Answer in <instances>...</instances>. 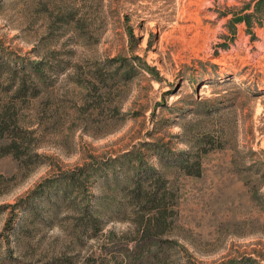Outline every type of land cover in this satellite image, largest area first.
Returning a JSON list of instances; mask_svg holds the SVG:
<instances>
[{
  "label": "rangeland",
  "instance_id": "rangeland-1",
  "mask_svg": "<svg viewBox=\"0 0 264 264\" xmlns=\"http://www.w3.org/2000/svg\"><path fill=\"white\" fill-rule=\"evenodd\" d=\"M254 1L0 0V264H264Z\"/></svg>",
  "mask_w": 264,
  "mask_h": 264
},
{
  "label": "trees",
  "instance_id": "trees-1",
  "mask_svg": "<svg viewBox=\"0 0 264 264\" xmlns=\"http://www.w3.org/2000/svg\"><path fill=\"white\" fill-rule=\"evenodd\" d=\"M240 21L244 22L247 28L249 29L255 23L258 25H262L264 22V0H255L252 6L248 4L245 5L242 8L241 13L237 17H235L233 22H240ZM134 58L139 60L138 56H134ZM142 62H143L142 64L144 70L150 72V74L154 77L158 75V71L154 67H149L144 61ZM136 65H137L136 63L131 64L130 67L131 71L129 74H127L126 76L127 78H130L133 72L136 71L138 67ZM97 79L101 80V78L99 77H97ZM19 91L25 92L23 85L18 89V92ZM15 128H16V124L14 119V112L9 107L2 109V111L0 112V133L3 134L6 132L9 134V136H11L10 141L6 145H3L2 147L3 150L1 151L2 153H13L14 156H17L19 154L18 153L19 142L20 140L21 141L24 140V134H20L16 132ZM23 133H25V131H23ZM197 173L198 171L195 174ZM72 174L74 173H71L70 177L72 176ZM95 226L96 228L98 227V225Z\"/></svg>",
  "mask_w": 264,
  "mask_h": 264
}]
</instances>
